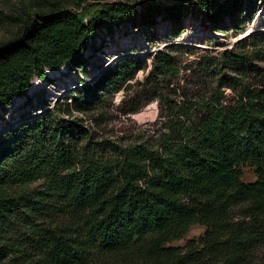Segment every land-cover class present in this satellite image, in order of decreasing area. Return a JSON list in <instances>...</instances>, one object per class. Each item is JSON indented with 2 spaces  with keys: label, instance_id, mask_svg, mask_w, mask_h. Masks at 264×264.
Wrapping results in <instances>:
<instances>
[{
  "label": "trees",
  "instance_id": "16d2710c",
  "mask_svg": "<svg viewBox=\"0 0 264 264\" xmlns=\"http://www.w3.org/2000/svg\"><path fill=\"white\" fill-rule=\"evenodd\" d=\"M251 1L180 0L165 6L146 0L138 10L128 3L102 6L87 21L82 11L33 18L17 43L0 48V105L27 97L33 78L49 82L47 68L84 63L96 31L111 30L115 20L153 26L157 17L176 21L193 7L215 22L237 16ZM169 52L156 53L153 76L174 70ZM248 59L230 52L219 61L231 67ZM116 64L114 70L122 71L133 63ZM105 78H95L83 89L90 91ZM244 93L233 106L216 97L200 111H187L185 121L174 123L157 146L114 147L106 157L78 159L85 135L66 126L60 132L77 142L60 143L50 154L39 144L50 135L43 129L30 145L0 162L1 227L7 213L24 207L39 215L51 200L52 213L70 223L41 227L33 239L45 253L39 264H90L95 255H126L129 264H264V85ZM73 104L82 113L95 103ZM245 165L255 169L252 184L240 180ZM40 179L44 191L34 203L26 188ZM13 187L18 190L12 192ZM195 225L204 227L201 237L182 248L167 247ZM67 230L74 235L69 238Z\"/></svg>",
  "mask_w": 264,
  "mask_h": 264
},
{
  "label": "rangeland",
  "instance_id": "374dc122",
  "mask_svg": "<svg viewBox=\"0 0 264 264\" xmlns=\"http://www.w3.org/2000/svg\"><path fill=\"white\" fill-rule=\"evenodd\" d=\"M144 1L0 0V48L17 43L24 25L39 16L82 11L87 21L102 6L128 3L138 10ZM151 1L170 6L180 0ZM111 24V30L96 31L84 53V63L72 68H47L49 82L33 78L27 97L0 105V162L30 145L34 135L43 129L50 133L39 143L46 152L54 154L60 143L74 146L77 141L62 134L61 126L78 128L85 135L79 148H75L80 151L84 146L78 159L106 157L114 147L124 149L137 144L154 147L174 123L185 121L187 111H200L204 103L216 97L224 106H233L245 91L264 85V0H252L241 7L237 16L215 22L192 7L184 10L176 21L157 17L153 26H145L138 20L134 23L115 20ZM168 50L174 70L153 76L156 53ZM230 52L249 55L248 62L223 66L219 58ZM121 61L133 64L115 71L116 63ZM103 75L106 78L95 82L90 91L83 89ZM36 85L41 87L40 91L33 89ZM95 93L100 94L99 99ZM74 101L78 107L91 101L95 104L92 110L81 113L76 111ZM53 135H57L56 140ZM240 180L254 183L255 169L242 166ZM26 190L31 191V199L36 203V195L44 191V181L40 179ZM51 207L52 201L47 200L42 214L19 207L4 216L3 227L0 223L3 248L0 264H39L45 253L33 239L39 237L41 227L52 229L70 223L59 213H52ZM204 230L202 226H192L181 240L167 247L182 248L188 241L201 237ZM66 234L70 238L74 231L67 230ZM125 257L95 255L90 264H129Z\"/></svg>",
  "mask_w": 264,
  "mask_h": 264
},
{
  "label": "bare ground",
  "instance_id": "6f19581e",
  "mask_svg": "<svg viewBox=\"0 0 264 264\" xmlns=\"http://www.w3.org/2000/svg\"><path fill=\"white\" fill-rule=\"evenodd\" d=\"M33 89H35L36 91H40L41 90V87L39 85H36L35 87H33Z\"/></svg>",
  "mask_w": 264,
  "mask_h": 264
}]
</instances>
